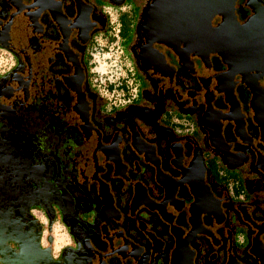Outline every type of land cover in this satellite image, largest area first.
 Instances as JSON below:
<instances>
[{"label": "flooded vegetation", "instance_id": "1", "mask_svg": "<svg viewBox=\"0 0 264 264\" xmlns=\"http://www.w3.org/2000/svg\"><path fill=\"white\" fill-rule=\"evenodd\" d=\"M134 4L0 0L1 226L38 233L51 264H264V0H235L223 56L148 43L151 0ZM125 25L146 87L102 114L101 90L132 91L125 60L122 83L94 65Z\"/></svg>", "mask_w": 264, "mask_h": 264}, {"label": "water", "instance_id": "2", "mask_svg": "<svg viewBox=\"0 0 264 264\" xmlns=\"http://www.w3.org/2000/svg\"><path fill=\"white\" fill-rule=\"evenodd\" d=\"M235 0H151L145 11L142 27L148 43L162 44L178 50L180 42L194 44L199 50H217L224 40L227 26L233 27ZM221 21L211 26L213 18ZM0 222V264H51L46 252L38 249V233L35 236L13 228L6 230ZM14 240L19 253L14 255L2 242Z\"/></svg>", "mask_w": 264, "mask_h": 264}, {"label": "rangeland", "instance_id": "3", "mask_svg": "<svg viewBox=\"0 0 264 264\" xmlns=\"http://www.w3.org/2000/svg\"><path fill=\"white\" fill-rule=\"evenodd\" d=\"M136 1H137V4L136 5L134 4L135 9L139 7L140 0H136ZM98 5L102 9H104L105 6H107L105 3H102L101 1L98 3ZM132 33H133L132 27L128 29L127 26L125 25L122 28V33L120 35V39H121V42L119 45L120 47L119 48L113 47V49H111V45L107 46V48L103 47L99 55L94 56V62H95L94 65L96 67L95 70L98 73H102V79L104 80V83L106 85L108 84V81L110 80H114V83H116L117 81L122 83V78L125 75L124 66H123L124 60H125V63L130 64L131 69H132V73L129 75L131 78L130 79L131 83H132V85L129 86L132 88L131 93H129L128 96L126 95L122 96V94H124V91L119 90L121 85L116 87V86H113L114 84H112V86H109L110 87L109 89L113 88L112 89L113 96L115 98L120 99L121 103L117 104L116 106H112L108 102L114 100V98L108 100V102H105L102 109L100 110L102 114H110V113L112 114L113 112L123 109L127 105H138L142 101L141 91L145 89L146 84H145V81L142 75L135 67L132 59L129 57L128 49H127L128 45L130 44V40L132 39ZM120 49L124 51L123 56L122 54H120ZM104 73H106V78L108 79H104L105 78V75H103ZM117 77L119 79H117ZM210 167L212 170L214 169L213 171L216 170L217 172H222L223 170L222 167L220 170L219 169L220 166L217 165L216 163H214V165H211ZM238 171L242 172L243 170L240 168H237V169H232L231 171H226V173L230 175L232 174L235 175L234 172H238ZM232 177H235V176H232ZM236 194L238 193L236 192ZM235 200H234L235 202H241L237 199ZM41 221H44V219ZM48 239L49 241H47ZM67 242H69V238L59 222L57 221L54 222V225L51 231L50 230L45 231V229L43 230L41 244L42 246L48 245V250L50 251L52 257L54 258L57 257L62 246H64Z\"/></svg>", "mask_w": 264, "mask_h": 264}, {"label": "bare ground", "instance_id": "4", "mask_svg": "<svg viewBox=\"0 0 264 264\" xmlns=\"http://www.w3.org/2000/svg\"><path fill=\"white\" fill-rule=\"evenodd\" d=\"M219 19H220V21H221V18L220 17H218ZM219 21V22H220ZM228 27V29L226 30V32H225V37H223L224 38V40H223V42L221 41L220 42V44H219V47L220 48H218L217 50H211V51H215L216 53H218V54H220L221 56H223V51L225 50V47H226V43H227V39H228V36H229V34H230V31H229V29L231 28L230 26H227ZM142 29H143V27H142ZM144 30V29H143ZM144 33V36H145V39H146V41L148 40L147 39V37H146V32H143ZM179 44H181L182 45V47H183V50L184 51H188V50H192L193 52H204L205 50H199V49H196L195 47H194V44H183L182 42H180ZM32 175H34V173L32 172L31 173ZM197 204H200V201L199 202H197Z\"/></svg>", "mask_w": 264, "mask_h": 264}, {"label": "built area", "instance_id": "5", "mask_svg": "<svg viewBox=\"0 0 264 264\" xmlns=\"http://www.w3.org/2000/svg\"><path fill=\"white\" fill-rule=\"evenodd\" d=\"M101 92L108 100L115 98L113 96V91L108 92V90L105 89V90H101Z\"/></svg>", "mask_w": 264, "mask_h": 264}]
</instances>
